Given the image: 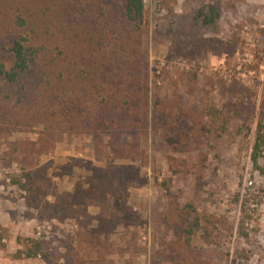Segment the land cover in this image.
Segmentation results:
<instances>
[{
  "label": "rangeland",
  "instance_id": "1",
  "mask_svg": "<svg viewBox=\"0 0 264 264\" xmlns=\"http://www.w3.org/2000/svg\"><path fill=\"white\" fill-rule=\"evenodd\" d=\"M141 43L139 132L114 145L61 135L37 155L36 130L0 126V264H264V175L250 161L264 0H144ZM109 171L124 175L122 210L100 189Z\"/></svg>",
  "mask_w": 264,
  "mask_h": 264
},
{
  "label": "trees",
  "instance_id": "2",
  "mask_svg": "<svg viewBox=\"0 0 264 264\" xmlns=\"http://www.w3.org/2000/svg\"><path fill=\"white\" fill-rule=\"evenodd\" d=\"M33 1L0 4V126L8 133L36 130L37 155L50 154L61 135L110 134L114 145L125 130L139 132L141 123L133 117H147V99L142 107L136 100L147 95L148 83L141 43L144 0ZM209 12H200L206 23L218 16L216 8ZM263 157L259 122L250 161L262 175ZM122 176L116 174L115 184L110 178L100 184L111 191L118 210L125 205ZM192 229L187 224L183 230L186 246Z\"/></svg>",
  "mask_w": 264,
  "mask_h": 264
}]
</instances>
